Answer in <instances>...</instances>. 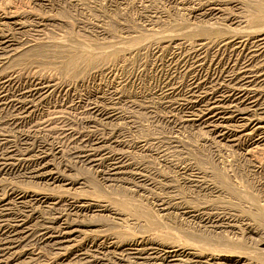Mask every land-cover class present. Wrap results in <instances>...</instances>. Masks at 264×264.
I'll return each instance as SVG.
<instances>
[{
  "label": "rangeland",
  "instance_id": "rangeland-1",
  "mask_svg": "<svg viewBox=\"0 0 264 264\" xmlns=\"http://www.w3.org/2000/svg\"><path fill=\"white\" fill-rule=\"evenodd\" d=\"M246 1H0V69L4 68L3 72L0 70V199L8 202L4 207L0 201V250L6 244L7 247L14 245L0 252L4 253L0 258L7 259V264H66L79 262V259H88L90 264L168 263L158 257L161 247L151 245L146 239L141 247L157 248V258L133 257L123 247H116L115 235L110 234L122 230L120 222H123L107 202L116 191L119 195L140 198L145 204L148 202L146 206L164 223L155 227V231L162 227L166 233L179 235L181 232L179 236L183 239L179 241L200 249L210 262L264 264V154L246 155L251 142L248 137L240 138L237 145L212 140L207 127L187 121L196 109L190 99L194 75L207 73L206 65L216 50L203 59L195 56L191 44L200 39H213V36H186L184 28H196L200 24L225 26L227 30L242 28L238 17L243 19L252 9ZM208 4L222 7L223 12L215 14ZM7 7L18 11L16 17L26 21L24 28L14 25L15 15H11ZM178 31L183 35H177L183 41L181 44H177L179 40L166 37V33L179 34ZM2 36H8L13 44L6 47ZM151 36L156 39L149 41ZM48 37L64 39L69 45H89L96 48L97 51L91 50L97 53L122 45L134 49L124 48L117 57L110 54L101 65L83 66L71 77L63 73L54 75L61 62L54 57L48 65L31 61L26 67L12 66L7 58L9 48L21 52L33 47L34 40ZM140 38L144 41L134 47ZM261 51L264 57V49ZM224 53L232 55L236 50L227 48ZM199 68L201 71L196 72ZM261 87L264 90V85ZM92 157L97 160L89 162ZM118 159L125 163L121 170L124 173L112 170ZM49 170L55 171L54 175L60 180L54 182L49 177L39 176ZM218 174L228 176L230 184L252 197V201L239 199L224 190L215 179ZM88 178L98 187H92ZM17 188L29 193L19 192ZM34 191L62 194L63 204L58 206L51 200L40 202V196L34 198ZM81 197L91 201L90 209H77L73 205ZM188 206L195 207V216L187 213ZM21 222L27 232L8 236L7 225ZM46 227L54 236L70 231L72 235L66 239H72L64 246L71 247L63 249L64 246L54 245L57 239L43 240L41 233ZM133 232L139 233L138 238L143 233L149 234L142 229ZM95 234L101 236L98 238ZM236 256H241L242 261L237 262ZM203 260L205 258H201Z\"/></svg>",
  "mask_w": 264,
  "mask_h": 264
},
{
  "label": "bare ground",
  "instance_id": "bare-ground-1",
  "mask_svg": "<svg viewBox=\"0 0 264 264\" xmlns=\"http://www.w3.org/2000/svg\"><path fill=\"white\" fill-rule=\"evenodd\" d=\"M1 1V0H0ZM218 1V0H217ZM246 1V0H245ZM249 6L252 7L250 9V14H247L243 19H239L238 17V23L242 26V28H230V30H227L225 26H220L216 24H209V25H203L191 28L185 27L184 35L186 36H204V35H212L213 39H200L199 41H195L191 44L192 46V52L195 56L200 57V59H203L210 51L216 50L214 53L213 58H211L208 61V64L206 65L208 67L207 73L205 75H199L195 74L193 78V82L191 84V103L196 107L194 112L190 114L189 118H187V121H192L194 124L197 123L200 126H204L208 128L209 133L211 134L212 140H225L226 142H230L233 145H237L240 138L242 137H248L250 139L249 147L246 150V155L253 156L256 154H264V90H262L261 85H264V57H261L260 51L264 49V0H247ZM229 3V2H228ZM226 4V3H225ZM232 4V3H231ZM209 9L212 12H215V14H220V12H223L222 7L208 4ZM20 7V6H18ZM1 8V7H0ZM16 8V7H15ZM23 8V7H22ZM207 8V9H208ZM228 8V7H227ZM243 8V7H242ZM11 15H15L16 18L14 20V25L17 28H24L25 22L22 21L21 18L16 17L18 16V11L14 10L12 7L6 8ZM5 10V9H4ZM28 10V9H27ZM225 10V9H224ZM31 11V10H30ZM227 11V10H226ZM245 11V10H244ZM249 11V10H248ZM8 12V13H9ZM25 12V11H24ZM225 12V11H224ZM35 14V13H34ZM223 14V13H222ZM7 15V14H6ZM25 15V14H23ZM21 16V15H20ZM13 17V16H11ZM218 17V16H217ZM221 17V16H220ZM24 18V17H23ZM27 18V17H26ZM50 18V17H49ZM12 19V18H11ZM40 19V18H39ZM47 20V19H46ZM28 21V20H27ZM41 21V20H40ZM207 22V21H206ZM220 22V21H219ZM218 22V23H219ZM181 23V22H180ZM183 23V22H182ZM181 23V24H182ZM186 23V22H185ZM197 23V22H196ZM213 23V21H212ZM235 23V22H234ZM184 24V23H183ZM188 24V23H187ZM206 24V23H205ZM186 25V24H185ZM196 25V24H195ZM194 25V26H195ZM227 25V24H226ZM180 26V25H179ZM187 26V25H186ZM193 26V25H192ZM142 27V26H141ZM200 27V28H199ZM239 27V26H238ZM182 28V27H181ZM155 29V28H154ZM241 29V30H240ZM168 30V29H167ZM181 30V29H180ZM69 31V30H68ZM160 32V31H159ZM177 32V30H176ZM179 32V31H178ZM183 32L182 30L180 31ZM175 34V33H166V37H170L173 40H181L179 36L181 35ZM164 33V32H163ZM8 34V33H7ZM47 34V33H46ZM77 34V33H76ZM157 34V33H156ZM6 35V33H5ZM147 35V34H145ZM161 35V34H160ZM165 35V34H164ZM163 35V36H164ZM48 36V35H47ZM177 36V37H176ZM183 36V35H181ZM72 37V36H71ZM141 37V36H140ZM152 37V36H151ZM150 37V38H151ZM162 37V36H161ZM164 37V38H166ZM158 38V37H157ZM80 39V38H78ZM156 39V38H154ZM149 39V41L154 40ZM183 39V38H182ZM1 40L3 42H6V47H9L13 44L12 40L7 36H2ZM66 40V39H65ZM147 40V39H146ZM158 40V39H157ZM34 46L25 50H22L21 52H18V49L16 48H9L7 50L8 56L7 58L11 61L12 66L22 68L27 63L31 61H39L43 64H50L51 58H59L61 60L60 66L57 67V70H55L53 73L54 75H58L60 73L65 74L67 77H71L75 75L76 73L80 72L81 69H83V66L85 67H95L101 62L105 61L107 58H109V55L117 57V53L121 50H124V48L131 49L124 45L122 47H118L116 49H112V51H108L106 48L97 51L91 50V48L84 45L83 47H80V45H70L68 43H65L63 40H52L51 37H48L45 40H34ZM69 41V40H68ZM144 41V38H140L137 40L134 44V47L138 46ZM148 41V42H149ZM192 41V40H191ZM183 42V41H182ZM181 41L177 44H181ZM190 42V41H189ZM88 43V42H87ZM102 43V42H101ZM169 43V42H168ZM68 44V45H67ZM144 44V43H143ZM82 45V44H81ZM121 46V44H119ZM190 45V43H189ZM112 46V45H111ZM110 45L109 47L112 48ZM117 47V45H115ZM142 46V45H140ZM139 46V47H140ZM106 47H108L106 45ZM108 47V48H109ZM90 48V49H89ZM92 48V49H93ZM104 48V47H103ZM228 49L236 50L235 54L227 55L225 56L224 52ZM134 49V48H132ZM136 49V48H135ZM190 52V50H189ZM262 52V51H261ZM230 53V52H229ZM233 53V52H232ZM243 57L241 58V56ZM212 56V55H211ZM264 56V55H263ZM189 57V56H188ZM192 57V56H191ZM4 58V57H2ZM197 58V57H196ZM207 58V57H206ZM122 59V58H121ZM199 60V59H198ZM202 61V60H200ZM204 61V60H203ZM118 62V61H117ZM35 63V62H34ZM7 64V63H6ZM59 64V63H58ZM57 64V65H58ZM199 64V63H198ZM197 64V65H198ZM202 64V63H201ZM54 65V64H52ZM101 65V64H100ZM5 66V65H4ZM9 66V64H8ZM26 67V66H25ZM39 67V65H38ZM56 67V66H55ZM8 68V67H7ZM41 68V67H40ZM196 68V67H195ZM212 69H215L214 71H210ZM2 72L4 68H1ZM0 69V70H1ZM13 69V67H12ZM11 69V70H12ZM55 69V68H54ZM6 70V68H5ZM8 70V69H7ZM41 70V69H40ZM203 70V69H202ZM61 71V72H58ZM201 71L199 68L196 72ZM1 72V73H2ZM13 72V71H12ZM5 73V72H4ZM52 73V72H51ZM8 74V73H7ZM201 74V73H200ZM2 75V74H1ZM46 76V75H45ZM52 76V75H50ZM193 77V76H192ZM58 78V77H57ZM49 79V78H48ZM55 79V78H54ZM47 82L52 80H46ZM37 83V82H36ZM44 86V85H43ZM47 87V86H45ZM41 89V87H40ZM264 89V88H263ZM189 100V99H188ZM190 103V104H191ZM109 110V109H108ZM109 115V114H108ZM210 136V135H209ZM203 137V136H202ZM208 139V136H207ZM244 139V138H243ZM204 141V140H203ZM208 141V140H207ZM198 145V144H197ZM195 145V146H197ZM101 147V146H100ZM99 147V148H100ZM107 147V146H106ZM102 148V147H101ZM100 148V149H101ZM104 148V147H103ZM103 150V149H102ZM101 150V151H102ZM83 151V150H82ZM94 152V151H93ZM79 154V153H78ZM90 154V153H89ZM88 154V155H89ZM113 154V153H112ZM220 154V153H219ZM87 155V156H88ZM94 155V153L90 154ZM145 155V154H144ZM85 157V156H84ZM117 157V156H116ZM120 157V156H119ZM124 157V156H123ZM96 158V157H95ZM92 157L90 161H95V159ZM102 158V157H101ZM199 158V157H198ZM202 158V156H201ZM119 160V159H118ZM115 160V166H112V170H115V173H124V171H121L124 169V164H122L119 161ZM125 160V159H124ZM127 160V159H126ZM202 160V159H201ZM254 160V159H253ZM256 160V158H255ZM263 160V159H262ZM88 161V160H87ZM204 161V160H203ZM88 162V163H89ZM126 162V161H125ZM210 162V161H209ZM260 162V161H259ZM46 163V162H45ZM94 163V162H93ZM128 163V162H127ZM262 163V161H261ZM260 163V165H261ZM3 164V163H2ZM5 164V163H4ZM7 164V163H6ZM5 164V165H6ZM46 165V164H45ZM44 165V166H45ZM135 165V164H134ZM259 165V164H258ZM142 166V165H141ZM5 167V166H4ZM128 167V166H127ZM2 170V169H1ZM131 170V169H129ZM46 171V170H45ZM81 171V170H80ZM127 171V170H126ZM136 171V170H135ZM167 171V170H166ZM137 172V171H136ZM135 172V173H136ZM219 172H221L219 170ZM39 173V172H38ZM55 171L44 172L40 175L46 176L51 178L54 182L59 181L60 177L54 175ZM58 173V172H57ZM129 173V172H128ZM225 173V172H224ZM89 174V173H88ZM132 174V173H131ZM141 174V173H140ZM60 175V174H59ZM83 175V174H82ZM130 175V174H129ZM136 175V174H135ZM37 176V175H36ZM80 176V175H79ZM89 176V175H88ZM62 177V176H61ZM91 177V176H90ZM228 177V176H227ZM225 174H218L216 180L218 179L219 184L232 195H235L237 197L247 198L249 201H252V197L247 196L246 193L242 194L241 190L237 189L236 186L233 187L230 182L228 181ZM139 178V177H138ZM170 178V177H169ZM79 180V179H78ZM88 182L92 184V187H98V184L95 183V181L92 178L87 179ZM212 180V179H211ZM215 180V181H216ZM231 181V180H230ZM97 182V181H96ZM75 183V182H74ZM78 183V182H77ZM82 183V182H81ZM99 183V182H98ZM83 184V183H82ZM100 184V183H99ZM161 184V183H160ZM205 184V183H204ZM170 185V184H169ZM236 185V184H235ZM215 186V185H214ZM83 187V186H82ZM81 187V188H82ZM100 187V186H99ZM208 187V186H207ZM60 188V187H59ZM219 188V187H218ZM19 192L22 193H29L27 191H24L22 189L17 188ZM96 189V188H95ZM120 189V188H119ZM125 189V188H124ZM104 190V189H103ZM214 190V189H213ZM245 190V189H244ZM48 191V190H47ZM100 191V190H99ZM110 191V190H109ZM111 191H113L111 189ZM122 191V190H121ZM14 192V191H13ZM51 192V191H50ZM184 192V191H183ZM215 192V191H214ZM221 192V191H220ZM226 192V193H227ZM34 193V198L39 197L38 199L40 202L51 200L54 204L60 205L63 201L62 194L55 195L41 192H32ZM112 193V192H111ZM114 193V194H113ZM111 196L109 194V197L107 202L113 206V211L115 214L121 216V220L123 223L120 222V225L123 229L126 230H115L114 233L110 235H115V245L116 247H123L124 251H128L129 254L133 255V257H138L142 255H146L144 257L148 258H154L157 255V248L154 247H141L143 243L145 242V239L150 241L151 245H156L161 247V254L158 253V257L160 256V259L168 262L169 264H215V262H210V258L206 255L201 254V251H199L197 248L192 247L193 245L191 243L185 245L179 241L181 238V232L179 235H176L174 233H166V230L159 229L160 231H155V227H159L162 224V219L157 214L153 213L150 210V207L148 208L145 203L141 202L137 198L128 197L125 194H120L119 192L113 191ZM122 193V192H120ZM186 193V192H185ZM191 193V192H190ZM223 193V192H222ZM108 194V193H107ZM228 194V193H227ZM31 195V194H30ZM66 195V194H65ZM79 195V194H78ZM193 195V194H192ZM214 195V194H213ZM226 195V194H225ZM21 195H19L20 197ZM33 197V196H32ZM95 197V196H94ZM24 198V197H23ZM142 198V197H141ZM80 199V198H78ZM86 199V198H85ZM93 199V198H92ZM104 199V198H103ZM72 200V199H71ZM142 200V199H141ZM210 200V199H209ZM245 200V199H244ZM1 203L4 205V207L7 206L8 202L7 199L2 198L0 199ZM97 201V200H96ZM103 201V200H102ZM237 201V200H236ZM247 201V200H246ZM91 201H85L83 197H81V200H76V204L73 203L77 207V209H83L88 210L91 208L92 203ZM106 202V201H105ZM209 202V201H208ZM241 202V201H240ZM239 202V203H240ZM65 203V202H64ZM71 203V202H70ZM98 203V202H97ZM162 203V202H161ZM183 203V202H182ZM213 203V202H212ZM210 203V204H212ZM63 204V203H62ZM108 204V203H107ZM167 204V203H166ZM178 204V203H177ZM176 204V205H177ZM202 204V203H201ZM247 204V203H246ZM245 204V205H246ZM67 205V204H66ZM149 205V204H147ZM161 205V204H160ZM182 205V204H181ZM200 205V204H199ZM215 205V204H214ZM240 205V204H239ZM259 205V203H258ZM102 207L108 208L107 205H100ZM175 206V205H174ZM190 206V202H189ZM188 206V207H189ZM207 206V205H206ZM257 206V205H256ZM260 206V205H259ZM169 207V206H167ZM177 207V206H175ZM184 207V206H183ZM182 207V209H183ZM187 207V208H188ZM242 207V206H241ZM60 208V207H59ZM110 208V207H109ZM163 208V206H162ZM174 208V207H173ZM178 208V207H177ZM185 208V207H184ZM207 208V207H206ZM209 208V207H208ZM246 208V207H245ZM4 209V208H3ZM7 208H5L6 210ZM64 209V208H63ZM101 209V208H100ZM166 209V208H163ZM216 209V208H215ZM247 209V208H246ZM249 209V208H248ZM257 209V208H256ZM111 210V209H110ZM207 210V209H206ZM210 210V208H209ZM250 210V209H249ZM248 210V211H249ZM82 211V210H81ZM161 211V210H160ZM167 211V210H166ZM165 211V212H166ZM187 213L195 216V207H189L188 210H186ZM211 211V210H210ZM258 211V210H256ZM185 212V211H184ZM199 212V211H198ZM201 212V211H200ZM204 212V211H203ZM208 212V211H207ZM214 212V211H211ZM247 212V211H246ZM255 211H253L254 213ZM261 212V211H260ZM263 212V210H262ZM46 213V212H45ZM75 213V211H74ZM205 213V212H204ZM203 213V214H204ZM215 213V212H214ZM222 213V212H221ZM248 213V212H247ZM252 213V211H251ZM166 214V213H165ZM220 214V213H219ZM223 214V213H222ZM92 215V214H91ZM106 215V214H105ZM160 215V213H159ZM170 215V214H169ZM214 215V214H213ZM212 215V216H213ZM198 216V215H197ZM230 216V215H229ZM95 217H97L95 215ZM118 217V218H119ZM227 217V216H226ZM241 217V216H240ZM106 218V217H105ZM110 218V217H109ZM178 218V217H177ZM208 218V217H207ZM2 219V218H1ZM51 219V218H50ZM94 219V218H93ZM127 219L133 222L127 221ZM3 220V219H2ZM78 220V218H77ZM107 220V219H106ZM166 220V219H165ZM253 220V219H252ZM70 221V220H68ZM95 221V220H94ZM113 221V220H112ZM115 221V220H114ZM120 221V220H119ZM211 221V220H210ZM219 221V218H218ZM231 221V220H230ZM104 222V221H103ZM169 222V221H168ZM214 222V220H213ZM226 222V221H225ZM3 223V222H1ZM101 223V222H100ZM112 223V222H111ZM114 223V222H113ZM119 223V222H118ZM89 224V223H88ZM96 224V223H95ZM167 224V223H165ZM170 224V223H169ZM168 224V226H169ZM223 224V223H222ZM226 224V223H225ZM231 224V223H230ZM3 225V224H2ZM7 225V224H6ZM99 225V224H98ZM105 225V224H104ZM218 225V224H217ZM234 225V224H233ZM29 226V225H28ZM110 226V225H109ZM108 226V227H109ZM150 227L153 228L152 230H149L146 228ZM175 226V225H174ZM219 226H221L219 224ZM226 226V225H224ZM6 227V226H5ZM68 227V226H67ZM66 227V228H67ZM104 227V226H103ZM116 225L114 226V228ZM171 227V225L169 226ZM222 227V226H221ZM1 228V227H0ZM27 227H23L22 222L17 224H8L7 225V234L8 236L15 235L17 233H24L27 230H24ZM99 228V227H98ZM110 228V227H109ZM112 228V227H111ZM110 228V229H111ZM118 228V227H117ZM73 228H71L72 230ZM76 229V228H75ZM103 229V228H102ZM133 229V230H132ZM134 229H142L143 232H149L147 235H143L142 237L138 238V232H133ZM146 229V230H143ZM165 229V225L163 227ZM166 229H171L166 226ZM259 229V228H258ZM80 230V229H79ZM96 230V229H95ZM99 230V229H98ZM108 230V229H107ZM113 230V231H114ZM180 230V228H179ZM204 230V229H203ZM1 231V230H0ZM68 231V230H67ZM63 232L59 233L58 236H54L55 234H52L49 227H46L44 231L41 233V238L43 240H47V242L50 240L57 239V241L54 242V245H61L63 247L65 243H69L71 239H66L67 237L70 238L72 234L71 232ZM74 231V230H73ZM132 231V233H130ZM182 231V230H181ZM222 231V230H221ZM3 232V231H2ZM25 232V233H26ZM90 232V231H89ZM96 232V231H95ZM177 232V231H176ZM179 232V231H178ZM183 232V231H182ZM186 232V231H185ZM189 232V231H187ZM195 232V231H194ZM29 233V232H28ZM73 233V232H72ZM83 233V232H82ZM86 233V232H85ZM92 233V232H91ZM103 233V232H102ZM190 233V232H189ZM221 234V233H220ZM18 235V234H17ZM97 236V234H95ZM94 235V236H95ZM218 235V234H217ZM87 236V235H85ZM92 235L90 234V237ZM101 235H98L99 238ZM140 236V235H139ZM184 236V235H183ZM221 236V235H220ZM228 236V234L226 235ZM231 236V235H230ZM7 237V236H6ZM5 237V238H6ZM32 237V236H31ZM96 237V238H97ZM105 237V236H104ZM110 237V236H109ZM107 237V238H109ZM137 237V238H135ZM185 237V236H184ZM222 237V236H221ZM30 238V237H29ZM85 238V237H84ZM92 238V237H91ZM94 238V237H93ZM113 238V237H112ZM206 238V237H205ZM223 238V237H222ZM75 239V238H73ZM95 239V238H94ZM183 239V238H181ZM4 240V239H3ZM6 240V239H5ZM4 240V241H5ZM29 240V239H28ZM27 240V241H28ZM103 240V239H102ZM239 240V239H238ZM241 240V239H240ZM12 241V240H11ZM76 241V240H75ZM74 241V242H75ZM111 241V240H110ZM178 241V242H177ZM186 242L187 240H183V242ZM242 241V240H241ZM78 242V241H77ZM76 242V243H77ZM100 242V241H99ZM211 242V241H210ZM237 242V241H236ZM3 243V241H2ZM27 243V242H26ZM66 243V244H67ZM108 243V242H106ZM75 244V243H74ZM149 244V245H150ZM9 246L8 244H6ZM5 245V246H6ZM73 245V243H72ZM145 245V244H144ZM148 245V243H147ZM150 245V246H151ZM5 247L1 248L0 252H4L9 250L11 247ZM75 246V245H74ZM201 246V245H200ZM60 247V246H58ZM71 246H64L63 249H68ZM23 248V247H22ZM25 248V247H24ZM104 248V247H103ZM232 248V247H231ZM222 249V248H221ZM74 250V249H73ZM228 250V249H227ZM211 251V250H210ZM231 251V249H230ZM14 252V250H13ZM23 252V251H22ZM94 252V251H93ZM228 252V251H227ZM242 252V251H241ZM260 252V251H258ZM18 253V252H17ZM110 253V252H109ZM119 253V252H118ZM122 253V252H121ZM233 253V252H232ZM262 253V252H261ZM212 254V252H211ZM220 254V253H219ZM228 254V253H227ZM15 255V254H14ZM79 255V254H78ZM81 255V254H80ZM90 255V254H89ZM114 255V254H113ZM121 255V254H120ZM213 255V254H212ZM255 255V254H254ZM4 256V253L0 254V257ZM10 256V255H9ZM18 256V255H17ZM186 256V259H181V257ZM226 256V255H225ZM13 257V256H11ZM96 257V256H95ZM98 257V256H97ZM96 257V258H97ZM116 257V256H114ZM237 262H241V256H236ZM249 257V255H248ZM83 258V257H82ZM102 258V257H101ZM100 258V259H101ZM130 258V257H129ZM157 258V257H156ZM201 258H205V260L201 261ZM234 258V257H233ZM10 259V258H9ZM98 259V258H97ZM104 259V258H103ZM132 259V258H131ZM159 259V258H158ZM213 259V258H212ZM224 259V258H223ZM114 260V259H113ZM129 260V259H128ZM220 260V259H219ZM245 260V259H244ZM96 262H100L98 260H94ZM126 261V260H125ZM132 261V260H131ZM223 261V260H222ZM221 261V262H222ZM14 262V261H13ZM67 262V261H66ZM93 262V261H92ZM143 262V261H142ZM220 262V261H219ZM248 262V261H247ZM7 259L0 258V264H7ZM62 263V262H61ZM65 263V262H64ZM101 263V262H100ZM166 263V264H168ZM249 263V262H248ZM264 263V262H263ZM66 264H90V261L88 259L86 260H80L79 262L71 261ZM118 264V263H116ZM127 264V261H126ZM157 264V263H156ZM226 264V263H225ZM235 264V263H234ZM243 264V263H242ZM246 264V263H244Z\"/></svg>",
  "mask_w": 264,
  "mask_h": 264
}]
</instances>
